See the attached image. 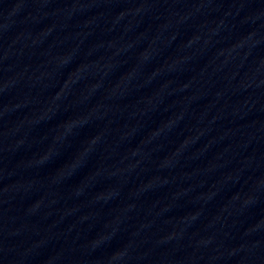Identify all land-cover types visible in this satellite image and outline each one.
<instances>
[{
  "label": "water",
  "instance_id": "1",
  "mask_svg": "<svg viewBox=\"0 0 264 264\" xmlns=\"http://www.w3.org/2000/svg\"><path fill=\"white\" fill-rule=\"evenodd\" d=\"M0 264H264V0H0Z\"/></svg>",
  "mask_w": 264,
  "mask_h": 264
}]
</instances>
